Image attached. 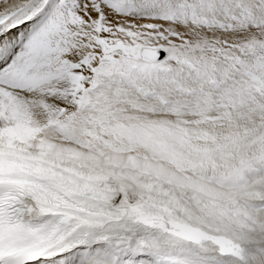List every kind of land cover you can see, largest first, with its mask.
<instances>
[{"label":"snow or ice","instance_id":"obj_1","mask_svg":"<svg viewBox=\"0 0 264 264\" xmlns=\"http://www.w3.org/2000/svg\"><path fill=\"white\" fill-rule=\"evenodd\" d=\"M0 264H264V0H0Z\"/></svg>","mask_w":264,"mask_h":264}]
</instances>
